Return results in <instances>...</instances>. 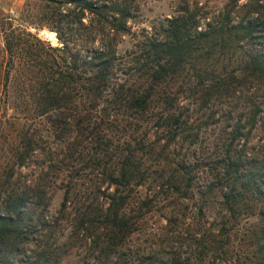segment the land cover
Masks as SVG:
<instances>
[{"label": "trees", "instance_id": "1", "mask_svg": "<svg viewBox=\"0 0 264 264\" xmlns=\"http://www.w3.org/2000/svg\"><path fill=\"white\" fill-rule=\"evenodd\" d=\"M40 1L46 7L36 13L26 12L19 19L53 30L58 44L40 38L25 23L0 20V264H53L49 244L32 243L28 237L38 221L47 225L39 218L48 198L44 189L47 179L42 174L54 169L59 171L55 174L63 173L64 160L77 161L86 153L82 142L93 144L94 150L87 152L104 174L97 189L104 183L101 195L105 198L102 205L95 204L91 210L77 207L71 218L77 226L93 225L104 230L100 249L105 254L80 264H122L106 252L133 229L135 218L126 211V205L133 202L129 193L133 184L144 183L146 167L134 160L133 154L143 139L134 138L132 148L131 140L122 139L121 143L126 141L125 151L119 147L114 152L110 131L143 119L146 123L151 117L157 127H167L166 145L183 133L188 120L162 104L173 99L172 87L164 79L199 47L206 56L225 41L232 44L255 39L264 43V4L259 0L236 4L242 13L232 17L235 6L231 3L219 19L206 20L201 27L194 10L181 5L180 13L161 21L157 34L145 36L144 52L123 59L116 51V37L126 31L130 16L124 1ZM207 45L211 46L209 50ZM240 65L244 77L264 83V46L245 53ZM213 73L211 87L218 88L223 82L227 88L228 80ZM161 108L166 109L159 111ZM238 126L236 123L232 137L238 133ZM64 136L67 138L54 141V145L48 141ZM112 155L114 162H109ZM21 167L32 168V173L24 175ZM246 171L229 174V167H225L222 176L227 178L228 187L220 191V197L229 211L235 210L242 196L264 199V177ZM189 183L190 176L169 173L158 187L183 197ZM70 194L65 187L59 212H67L73 201ZM36 207L41 209L34 215ZM259 211V221L248 234L252 244L248 264H264V203ZM197 213L200 222L201 205ZM198 222L196 228L180 236L186 238L178 242L185 250L174 244L157 264H190L188 255L194 248L204 257L228 252L230 231L225 221L217 227Z\"/></svg>", "mask_w": 264, "mask_h": 264}, {"label": "rangeland", "instance_id": "2", "mask_svg": "<svg viewBox=\"0 0 264 264\" xmlns=\"http://www.w3.org/2000/svg\"><path fill=\"white\" fill-rule=\"evenodd\" d=\"M121 1L128 5L130 16L126 20V31L116 37V51L123 59H129L144 52L145 36L157 34L161 21L180 13L181 5L186 4L194 10L199 20L198 27H201L206 20L219 19L220 13L231 3L235 6L232 17L238 16L242 9L236 4L246 0H236L235 3L230 0ZM259 1L264 4V0ZM44 7L45 3L40 0H0V20L9 18L13 24L25 23L27 29L40 38L50 44H58L54 33L53 38L48 36L53 30L46 26L35 27L19 19L26 12L36 13ZM262 46L264 43H257L255 39H243L232 44L225 41L221 48L216 46L206 56L202 55L203 49L199 47L164 79L167 86L172 87L170 98L173 99L162 104L182 113L181 117L187 119L189 125L167 145V127H157L151 117L146 123L143 119V122L110 131L114 152L119 147L125 151L126 141L121 143L122 139L128 138L132 142L134 138H142L141 147L133 149V154L134 160L141 161L146 167L144 183L133 184L129 191L133 202L126 205V211L135 218L133 229L117 239L113 248L106 252L112 260L118 258L122 264H157L169 248L179 245L181 240L185 241L186 238L180 237L185 231L196 228L197 207L201 205L203 215L198 223L217 227L224 220L226 230L230 231V243L228 252L217 251L213 257L199 255L194 248V252L188 255L190 264L250 262L252 252L249 246L252 244L248 234L259 221L264 199L254 195L242 196L235 210L229 211L221 202L220 191L228 187L227 178L222 176L226 174L225 167H229V174H242L247 170L249 174L254 172L264 177V83L257 78L244 77L240 65L245 53ZM207 48L209 50L211 46L207 45ZM211 72L228 80V87L224 89L223 82L218 88L211 87ZM236 123L239 124L238 133L232 137ZM65 138L48 141L54 145V141L59 143ZM82 145L87 147L83 150L86 153L81 154L77 161L64 160L63 173L55 174L57 169H54L42 174L47 179L44 189L48 198L39 218L45 219L47 225L38 221L28 237L32 243L49 244L53 264H80L105 254L100 249L104 230L93 225L77 226L71 218L77 207L91 210L95 204L102 205L105 198L101 195L104 183L97 189L99 178L104 174L95 167L94 158L88 153L94 150L93 144L82 142ZM133 146L132 142L130 148ZM114 159L112 155L109 162H114ZM236 160L238 168H234ZM31 169L21 167L26 176L32 173ZM169 173L190 176L185 196L177 197L165 187H158L159 181L164 182ZM180 183L183 187V181ZM65 187H69L73 201L66 208L67 212H59ZM40 209L36 207L32 214H37ZM179 247L185 250L182 243Z\"/></svg>", "mask_w": 264, "mask_h": 264}, {"label": "bare ground", "instance_id": "3", "mask_svg": "<svg viewBox=\"0 0 264 264\" xmlns=\"http://www.w3.org/2000/svg\"><path fill=\"white\" fill-rule=\"evenodd\" d=\"M53 33H54V32H49V33H48V36H49L50 38H53V37H54Z\"/></svg>", "mask_w": 264, "mask_h": 264}]
</instances>
